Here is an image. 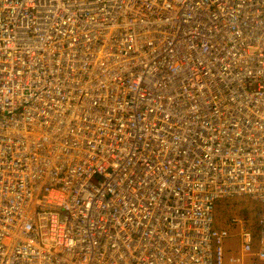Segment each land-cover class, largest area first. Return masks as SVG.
<instances>
[{
	"label": "built area",
	"instance_id": "1",
	"mask_svg": "<svg viewBox=\"0 0 264 264\" xmlns=\"http://www.w3.org/2000/svg\"><path fill=\"white\" fill-rule=\"evenodd\" d=\"M0 264H264V0H0Z\"/></svg>",
	"mask_w": 264,
	"mask_h": 264
},
{
	"label": "rangeland",
	"instance_id": "2",
	"mask_svg": "<svg viewBox=\"0 0 264 264\" xmlns=\"http://www.w3.org/2000/svg\"><path fill=\"white\" fill-rule=\"evenodd\" d=\"M255 204L252 203L249 199L245 198H230L228 200H222L216 206V217L219 220L220 225H229V220L232 217H236L241 215L242 217H246L251 219L254 216ZM230 226V225H229ZM232 237L230 240L226 241V245L229 247H234L233 251H237L236 249V231L234 230ZM230 255V254H229Z\"/></svg>",
	"mask_w": 264,
	"mask_h": 264
}]
</instances>
